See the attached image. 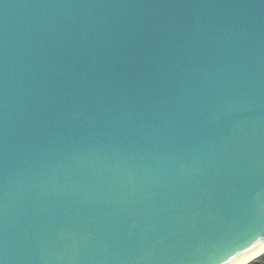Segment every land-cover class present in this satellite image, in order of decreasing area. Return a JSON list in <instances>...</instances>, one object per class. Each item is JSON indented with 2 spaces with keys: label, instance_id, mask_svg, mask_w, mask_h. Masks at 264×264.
<instances>
[{
  "label": "water",
  "instance_id": "water-1",
  "mask_svg": "<svg viewBox=\"0 0 264 264\" xmlns=\"http://www.w3.org/2000/svg\"><path fill=\"white\" fill-rule=\"evenodd\" d=\"M262 252L264 0H0V264Z\"/></svg>",
  "mask_w": 264,
  "mask_h": 264
},
{
  "label": "snow or ice",
  "instance_id": "snow-or-ice-1",
  "mask_svg": "<svg viewBox=\"0 0 264 264\" xmlns=\"http://www.w3.org/2000/svg\"><path fill=\"white\" fill-rule=\"evenodd\" d=\"M231 259L225 260L224 264H231ZM243 264H264V252L261 253V259L259 261H244Z\"/></svg>",
  "mask_w": 264,
  "mask_h": 264
},
{
  "label": "trees",
  "instance_id": "trees-1",
  "mask_svg": "<svg viewBox=\"0 0 264 264\" xmlns=\"http://www.w3.org/2000/svg\"><path fill=\"white\" fill-rule=\"evenodd\" d=\"M261 259V254L257 257H255L254 259H252L251 261H259Z\"/></svg>",
  "mask_w": 264,
  "mask_h": 264
}]
</instances>
